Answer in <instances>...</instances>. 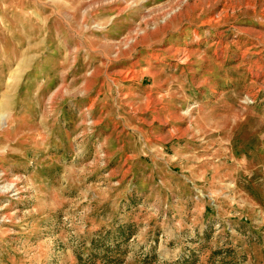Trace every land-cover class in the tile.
I'll list each match as a JSON object with an SVG mask.
<instances>
[{
	"label": "rangeland",
	"instance_id": "1",
	"mask_svg": "<svg viewBox=\"0 0 264 264\" xmlns=\"http://www.w3.org/2000/svg\"><path fill=\"white\" fill-rule=\"evenodd\" d=\"M0 264H264V0H0Z\"/></svg>",
	"mask_w": 264,
	"mask_h": 264
}]
</instances>
